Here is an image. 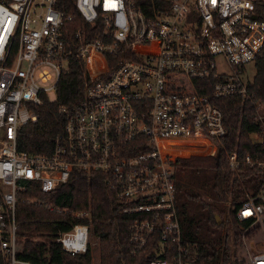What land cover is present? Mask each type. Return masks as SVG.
<instances>
[{
  "label": "built area",
  "instance_id": "2783aa9c",
  "mask_svg": "<svg viewBox=\"0 0 264 264\" xmlns=\"http://www.w3.org/2000/svg\"><path fill=\"white\" fill-rule=\"evenodd\" d=\"M70 1L93 29L68 36L63 27L73 17L58 0H0V258L31 264L17 258V204L28 187L54 192L76 170L103 174L121 213L138 216L130 244L143 249L157 238L149 264H191L175 208L174 162L161 145L217 149L213 140L226 134L218 102L237 99L252 104L255 131L248 138L264 147V102L253 101L255 75L244 74L264 56V0ZM73 57L90 82L82 102L60 109L63 132L49 155L19 151L18 130L37 122L43 97L55 100ZM218 59L228 73L217 71ZM227 161L231 170L242 165L264 174V153L239 159L234 151ZM232 210L242 240L251 230L263 232L264 184ZM89 232L78 223L55 240L81 255ZM248 252V264H264V251Z\"/></svg>",
  "mask_w": 264,
  "mask_h": 264
},
{
  "label": "trees",
  "instance_id": "16d2710c",
  "mask_svg": "<svg viewBox=\"0 0 264 264\" xmlns=\"http://www.w3.org/2000/svg\"><path fill=\"white\" fill-rule=\"evenodd\" d=\"M57 7L73 17L63 27L68 36L78 28L86 32L93 29L83 24L70 0H58ZM255 68L249 89L254 94L253 101L264 102V56L257 58ZM89 83L83 62L75 57L70 59L67 73L62 74L58 82L55 100L43 97L42 104L36 109L37 122L18 130V150L49 155L55 138L63 132L65 116L60 109L71 111L80 104ZM218 105L223 112L226 134L213 140L216 154L177 159L172 164L175 208L191 264H248L239 253L242 246L240 225L235 221L232 208L259 192L264 184V174L259 169L242 165L231 170L227 157L234 151L239 159L246 154L264 153V147L251 144L248 138L249 133L255 131L252 121L255 110L251 103L229 99ZM181 153L189 151L178 149L174 155ZM22 199L25 202L19 201L16 210L17 258L22 261L92 264L89 248L84 254L72 256L55 240L59 233L69 232L78 223L89 225L91 235L97 239L99 264H149L156 258L153 251L157 247V238H151L143 249L130 244V224L138 216L121 213L101 173L85 175L75 170L67 185L50 193H42L33 185L25 190ZM87 211L90 214L88 220L73 217L77 212ZM215 216L221 220L219 225ZM0 264H5L1 258Z\"/></svg>",
  "mask_w": 264,
  "mask_h": 264
},
{
  "label": "rangeland",
  "instance_id": "374dc122",
  "mask_svg": "<svg viewBox=\"0 0 264 264\" xmlns=\"http://www.w3.org/2000/svg\"><path fill=\"white\" fill-rule=\"evenodd\" d=\"M217 71L219 73H228L229 69L225 65V63L218 59L216 62ZM255 68L252 63L247 64L244 67V74L248 79H252L255 75ZM50 99H54V95L52 93L49 94ZM172 150H178L182 149V151H189V153H181L177 155H171L172 161L175 162L177 159H187L192 156H214L216 154L217 149H210V147H203V145L197 147V148H177V147H170ZM240 241L242 242L241 249H239V253L242 258H245L247 261V256L249 254L248 250L250 252H263L264 251V231L260 232L258 230H251L246 235V237L242 240L240 238ZM88 248L91 251L92 256V264H99V252H98V241L95 237L91 235L89 232L88 237Z\"/></svg>",
  "mask_w": 264,
  "mask_h": 264
},
{
  "label": "bare ground",
  "instance_id": "6f19581e",
  "mask_svg": "<svg viewBox=\"0 0 264 264\" xmlns=\"http://www.w3.org/2000/svg\"><path fill=\"white\" fill-rule=\"evenodd\" d=\"M167 143H164V144H162L161 146H162V151H161V154L162 155H166V154H168V155H173L174 154V152H175V150H172V149H169L170 148V145H173V143H168L167 145H166ZM195 144H197L196 142H195ZM198 144H200V143H198ZM202 145V144H201ZM206 147H208V146H206ZM213 149V148H212Z\"/></svg>",
  "mask_w": 264,
  "mask_h": 264
},
{
  "label": "water",
  "instance_id": "95a60500",
  "mask_svg": "<svg viewBox=\"0 0 264 264\" xmlns=\"http://www.w3.org/2000/svg\"><path fill=\"white\" fill-rule=\"evenodd\" d=\"M215 219L217 220V224L219 225L221 223V220L218 216H215Z\"/></svg>",
  "mask_w": 264,
  "mask_h": 264
}]
</instances>
